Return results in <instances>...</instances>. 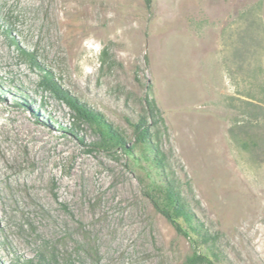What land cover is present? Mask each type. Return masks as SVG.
I'll return each mask as SVG.
<instances>
[{"label":"rangeland","instance_id":"374dc122","mask_svg":"<svg viewBox=\"0 0 264 264\" xmlns=\"http://www.w3.org/2000/svg\"><path fill=\"white\" fill-rule=\"evenodd\" d=\"M43 72L130 145L154 99L218 264H264V0H0V264H186L143 148L93 149Z\"/></svg>","mask_w":264,"mask_h":264},{"label":"trees","instance_id":"16d2710c","mask_svg":"<svg viewBox=\"0 0 264 264\" xmlns=\"http://www.w3.org/2000/svg\"><path fill=\"white\" fill-rule=\"evenodd\" d=\"M23 54L29 57L32 64L37 65L31 54L25 51ZM40 83L45 90L55 94L65 103L79 122L86 123L95 130L98 138L91 145L93 149L107 153L122 151L132 155L136 146L143 148L146 159L161 173L160 182H153L152 188L145 190V196L156 212L170 222L178 234L191 242L193 251L187 257L186 264H218L220 255L214 250L218 238L198 219L162 146L160 126L163 117L156 101L147 98L145 114L140 115L136 121H128L134 136V144L130 145L101 113L81 103L50 74L43 72Z\"/></svg>","mask_w":264,"mask_h":264}]
</instances>
